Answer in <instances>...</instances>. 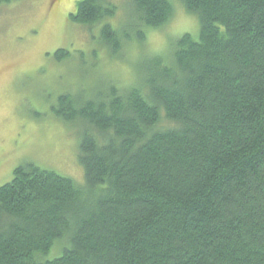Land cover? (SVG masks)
Instances as JSON below:
<instances>
[{"label": "trees", "instance_id": "16d2710c", "mask_svg": "<svg viewBox=\"0 0 264 264\" xmlns=\"http://www.w3.org/2000/svg\"><path fill=\"white\" fill-rule=\"evenodd\" d=\"M178 1L195 38L150 54L133 85L51 104L78 131L82 175L14 168L0 264H264V0ZM173 13L171 0H76L68 17L116 58Z\"/></svg>", "mask_w": 264, "mask_h": 264}, {"label": "rangeland", "instance_id": "374dc122", "mask_svg": "<svg viewBox=\"0 0 264 264\" xmlns=\"http://www.w3.org/2000/svg\"><path fill=\"white\" fill-rule=\"evenodd\" d=\"M171 1L174 13L169 22L148 30L143 43L130 42L116 58L98 40L99 28L76 24L68 17L76 0L0 5V186L25 162L80 180L78 131L71 123L58 121L51 114V104L63 92L88 97L96 86L104 88L110 82L133 85L150 54L168 57L171 44L183 33L195 38L196 18L178 0ZM120 8L114 20L121 24L127 13ZM58 48L67 49L71 56L55 61Z\"/></svg>", "mask_w": 264, "mask_h": 264}]
</instances>
